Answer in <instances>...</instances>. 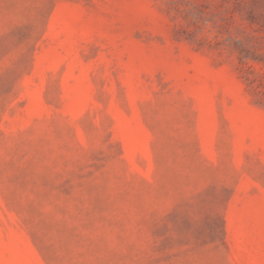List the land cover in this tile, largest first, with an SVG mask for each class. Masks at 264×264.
Wrapping results in <instances>:
<instances>
[{"label": "rangeland", "instance_id": "374dc122", "mask_svg": "<svg viewBox=\"0 0 264 264\" xmlns=\"http://www.w3.org/2000/svg\"><path fill=\"white\" fill-rule=\"evenodd\" d=\"M0 264H264V0H0Z\"/></svg>", "mask_w": 264, "mask_h": 264}]
</instances>
